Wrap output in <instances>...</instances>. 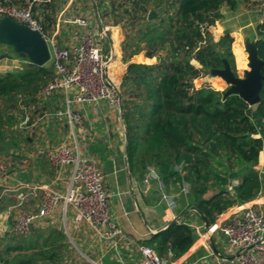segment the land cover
I'll use <instances>...</instances> for the list:
<instances>
[{"label": "trees", "instance_id": "1", "mask_svg": "<svg viewBox=\"0 0 264 264\" xmlns=\"http://www.w3.org/2000/svg\"><path fill=\"white\" fill-rule=\"evenodd\" d=\"M240 1L251 2L99 1L102 7L109 4L107 15L114 25H121L125 37L122 52L127 70L120 95L129 171L143 179L155 169L167 189L180 190L189 184V207L195 206L211 226L233 207L264 194V132L254 120L264 123V83L261 101L253 107L237 94L225 97L227 89L194 87V80L223 69L225 61L239 77L235 37L227 31L216 40L212 27H218L224 6L234 10ZM59 9L54 0H40L34 8L48 37L56 31ZM151 11L157 12L152 19ZM258 33L261 38L255 45L258 58L264 61V21ZM141 54L146 62L133 61ZM8 57L0 55V59ZM239 58L245 66L242 49ZM25 60L22 70L0 72V155L19 157L25 146H32L26 128L41 113L46 101L41 89L54 76L52 64L41 67ZM216 84L223 86L219 80ZM23 117H28L25 124ZM191 213L202 219L195 211L185 218ZM21 237L0 249V264H63L72 247L59 228H34ZM196 237L195 227L182 221L145 243L161 258L172 254L176 259L189 251ZM76 262L68 259L69 264Z\"/></svg>", "mask_w": 264, "mask_h": 264}, {"label": "crops", "instance_id": "2", "mask_svg": "<svg viewBox=\"0 0 264 264\" xmlns=\"http://www.w3.org/2000/svg\"><path fill=\"white\" fill-rule=\"evenodd\" d=\"M54 1L59 3L60 9L58 10L56 31L50 38L54 39L60 46L71 48L80 43L81 37L86 30H91L97 35L103 52L110 58L107 67L108 78L112 85L122 93V79L127 70V64L123 61L122 52V43L125 37L121 25H114L111 15H107L109 11L107 6L109 4L105 2V7H102L99 5L100 0H92L94 4H90L89 0L86 2H72L71 0ZM85 3L87 10L81 7ZM88 5L90 6L87 7ZM245 5V3L240 1L234 10L224 6L221 9L223 17L218 22V27L216 28V31H218V28L222 30L219 36L228 31L235 37L233 48L237 62V71L239 69L244 74L248 70L247 67H249V54L246 45L248 42L255 43L261 38L258 33V27L264 21L263 10L248 8ZM62 11H65L64 15L68 18L78 16L73 15L74 12L79 14V16L88 17L90 27L83 29L64 24L60 15ZM88 14L89 16H87ZM59 33L60 35L61 33H65L66 37L58 38ZM219 36L218 39L220 38ZM103 42L106 43V46ZM240 49L245 52V66L239 58ZM133 61L146 62L147 59L145 55L141 54L135 56ZM239 77L241 76L239 75ZM205 79L203 77V79L197 80L200 83L199 87L207 85L205 83L207 81H204ZM76 91L75 88L70 89V96L72 97V94L74 95ZM65 100L66 95L63 92L56 93L46 99L44 106L41 105L43 108L41 113L26 128L27 131L35 135V138H33V135H30L29 140H33L30 147L36 149V151H34L32 156H29L33 164H38L35 168L44 177L40 185L52 189L56 188L57 191L59 190L64 193L67 191L70 185V170L55 168L48 159V153L61 145L73 147L77 145L80 151L85 156L93 158L103 171L111 212L117 225L123 232V238H119L116 242L106 241L95 235L88 226L75 225L74 220H72L70 227L67 221V214L70 208H67L65 215L62 204L58 205L53 213L45 218L50 220L48 227L61 229L66 234L67 240L69 238L71 243L95 264H142V255L138 249L140 245H146V240L150 239L153 235L161 233L169 223L177 221V224H179L182 221H187L197 231L196 241L189 251L181 257L173 259V255L170 254L166 259L167 264H237L235 258L236 250L231 246L218 226L228 222L234 211L242 205L235 206L220 216L215 225L211 226L214 227L213 236L208 238L205 236L207 229L202 219L194 215L195 213H191L190 218H185L187 210L190 207L189 193H184L183 188L180 190L173 187L167 189L166 185L161 187L156 180L146 183L145 179L148 173L143 179H140L136 175H131L127 161V139L121 108L114 107L107 101H102L98 104L75 103L72 107L82 114L84 121L82 125H76L74 128H71L65 115L67 109ZM27 120L28 117L22 123L25 124ZM41 144L43 149H38ZM41 153H44L46 156L50 170V179H47L41 170L39 161ZM0 156H5V154H1ZM24 182L35 184L29 180ZM0 187H6L4 180L1 178ZM4 189L0 191V196L3 194ZM164 195L173 197L176 201V207L171 208L167 200L164 199ZM263 196L264 194L246 204L255 205V208L264 217V213L258 209V207H264ZM14 205H16V199ZM33 205H35V208L31 210ZM40 205L41 196L38 200L32 198L27 202L25 207L29 212H36L40 208ZM58 213L61 219H63L65 228L56 224ZM72 216L74 217L73 212ZM38 226L37 223L34 224L30 232H33L34 228H38Z\"/></svg>", "mask_w": 264, "mask_h": 264}, {"label": "built area", "instance_id": "3", "mask_svg": "<svg viewBox=\"0 0 264 264\" xmlns=\"http://www.w3.org/2000/svg\"><path fill=\"white\" fill-rule=\"evenodd\" d=\"M72 2H86L87 0H71ZM128 1V0H121ZM40 0H0V18L10 17L20 24L38 30L46 39L51 52V64L54 76L40 92L43 99H48L56 93L66 95L65 115L71 128L83 124V116L73 109L72 105L98 104L107 101L114 107L121 108V95L112 85L107 75L110 62L99 39L91 30H86L79 44L68 48L58 45L54 39L48 37L43 27L37 20L34 8ZM257 8L264 11V0H251ZM64 24L79 28L90 27V20L86 16L63 18ZM207 24L201 26L204 31ZM194 80V87L200 88ZM206 86V85H203ZM211 86V85H209ZM212 87V86H211ZM77 91L72 97L70 89ZM50 163L59 170H70V185L62 194L59 191L41 185L19 182L16 186H6L0 200L8 193H14L16 205L9 210L16 211L14 232L26 235L30 227L40 220L49 217L58 205L64 206L74 214L73 220L77 226H88L92 232L109 242H116L123 238V232L117 225L109 203V195L105 188V176L98 163L91 157L85 156L76 145H61L48 153ZM5 161L0 159V174H5L7 169ZM152 180L159 182L164 187L156 170L150 169L145 179L146 183ZM183 192L189 193V184L184 183ZM41 196V205L36 212L26 210V204L33 197ZM171 208L176 207L173 197L164 195ZM231 246L236 250L237 264H264V217L255 208V205L244 204L238 207L228 222L218 226ZM214 227L206 231L205 236H213ZM142 255V264H167L157 251L147 245L138 247Z\"/></svg>", "mask_w": 264, "mask_h": 264}, {"label": "rangeland", "instance_id": "4", "mask_svg": "<svg viewBox=\"0 0 264 264\" xmlns=\"http://www.w3.org/2000/svg\"><path fill=\"white\" fill-rule=\"evenodd\" d=\"M88 2H90V4H94V1H92V0H89ZM242 2L246 4L245 7L252 8V9H258L257 5L255 3L248 2V1H242ZM89 6L90 5H88L87 7H89ZM81 7L86 9V3L82 4ZM93 7L95 8L94 5H93ZM75 10H77V9H75ZM73 15L79 16V14H77L76 12H74ZM65 16L66 15H64L63 18H67ZM87 16H89V14ZM67 25L70 26L69 24H67ZM216 28H217V26L212 27V34L214 36H216V38H217L216 40H218V36L222 33V30L220 28H218V31H216ZM57 37L58 38L59 37L64 38V37H66V34L61 33V35H60V33H59ZM219 37H221V36H219ZM58 43H60V42H58ZM103 43L106 46V43L105 42H103ZM104 49H105V47H104ZM4 53L8 54L9 57L0 59V72L1 73L15 72L17 70H22L26 66V64H27V60H25L26 58L21 57L13 49V47H10L7 45L0 47V55L4 54ZM163 54L165 55L166 53H163ZM50 64H51V62L48 63V66H50ZM247 68L249 69V67H247ZM238 74L241 77H244V73H242V71L239 69H238ZM205 78L206 79L204 81H207L205 83L207 85H211L215 89L223 91V90H226L229 88V86L226 84V82L218 76H213L212 74L209 73V74H206ZM200 79H203V76ZM218 80L223 83V86L219 85L221 88H219V86H216L217 85L216 81H218ZM196 84L199 85L200 83L196 82ZM121 88H122V86H121ZM119 93H120V91H119ZM254 120H255L258 128L260 129V131L264 132L263 121L258 120V118H254ZM25 134H27L28 136L33 135L32 132H30V131H26ZM33 138H35V135H33ZM39 139H40V137H39ZM38 149H43L42 144H41V146L38 147ZM34 151H36V149H33L30 146H25V151L23 153L24 156L17 157L15 155L14 156L8 155L7 153L5 154V156H0V159L2 161H5V163L7 164V167H8L7 168L8 171L5 174H0V178L4 180L6 186H10L12 188V187L16 186L19 182H24L27 180L34 182L37 185H40L43 182V179H44L43 175H40L41 173L39 174V172L35 168V166H37L38 164L37 165L35 163L33 164L32 163L33 161L31 159V157L29 156V155L32 156ZM39 161L41 164V165L40 164L39 165L41 167L43 174L45 175V177L47 179H50L49 178L50 170H49L47 159H46V156L44 153L40 154ZM3 186H4V183H3ZM4 188L5 187H3V188L0 187V191L3 190ZM59 192H61V191H59ZM61 193L63 194L64 192H61ZM38 198L40 199V195H38L37 197H33V199H35V200H38ZM14 204H15L14 193H8V195L5 196L2 201H0V249L3 248L6 243L15 244V242L22 239V237H21L22 234H16L14 232L16 212H15V209L9 210V207L14 205ZM34 208H35V205L32 206L31 210H34ZM258 209H259V211L264 213V207H258ZM72 220H73L72 211H71V209H69L68 214H67V221H68L70 227H71ZM56 221H57L56 224L65 228L64 223H63V219H61L59 213L56 216ZM49 223H50L49 219L40 220L37 222V224L39 225L38 228L43 230L44 228H47L50 225ZM17 235H19V236H17ZM68 241L70 242V246H72V247H71V249H69V251L67 253V258H66L67 261L64 262L63 264H69L68 259H70V258L72 260L73 259L76 260L77 261L76 264L77 263L78 264H95L92 260H89L87 258V256H85L81 252L80 249L76 248L73 245V243H71V240L69 238H68ZM65 253L66 252L64 251V254Z\"/></svg>", "mask_w": 264, "mask_h": 264}, {"label": "water", "instance_id": "5", "mask_svg": "<svg viewBox=\"0 0 264 264\" xmlns=\"http://www.w3.org/2000/svg\"><path fill=\"white\" fill-rule=\"evenodd\" d=\"M157 16L156 11H151L149 18ZM0 44L13 47V49L23 58H28L31 63L37 66H45L51 61L50 47L47 39L38 31L20 24L10 17L0 18ZM247 52L249 54V69L246 70L244 77H237L233 73L229 63L225 61V66L220 70H213L211 74L218 76L229 86L225 97L232 94L239 95L250 107L256 106L261 101V92L263 89L264 76L262 69L264 61L258 58L255 43H247ZM160 61V57L156 58ZM26 117L22 118L25 121ZM195 211L200 214L207 230L211 225L209 221L199 212L195 206H191L188 212ZM177 221L169 223L163 230L167 231L177 225ZM30 227V230H32ZM161 232V233H162Z\"/></svg>", "mask_w": 264, "mask_h": 264}]
</instances>
